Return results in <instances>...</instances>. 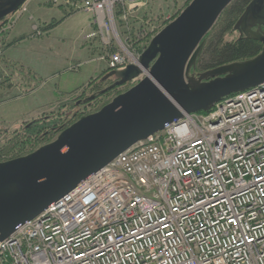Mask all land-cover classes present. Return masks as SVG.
Segmentation results:
<instances>
[{
	"label": "built area",
	"instance_id": "2783aa9c",
	"mask_svg": "<svg viewBox=\"0 0 264 264\" xmlns=\"http://www.w3.org/2000/svg\"><path fill=\"white\" fill-rule=\"evenodd\" d=\"M60 1L94 16L110 70L138 63L125 44L148 0ZM0 264H264V83L120 154L18 225Z\"/></svg>",
	"mask_w": 264,
	"mask_h": 264
},
{
	"label": "water",
	"instance_id": "95a60500",
	"mask_svg": "<svg viewBox=\"0 0 264 264\" xmlns=\"http://www.w3.org/2000/svg\"><path fill=\"white\" fill-rule=\"evenodd\" d=\"M29 0H0V23ZM235 0H193L142 50L138 63L109 70L115 82L84 100L133 86L97 112L60 129L35 151L0 162V242L39 216L120 154L184 113L209 112L224 98L264 83V0H252L234 30L259 41L256 57L196 73L206 36Z\"/></svg>",
	"mask_w": 264,
	"mask_h": 264
},
{
	"label": "rangeland",
	"instance_id": "374dc122",
	"mask_svg": "<svg viewBox=\"0 0 264 264\" xmlns=\"http://www.w3.org/2000/svg\"><path fill=\"white\" fill-rule=\"evenodd\" d=\"M192 1L148 0L132 16L131 26L139 31L142 22L148 21L151 40ZM26 5L28 11L21 17L11 15L0 23V162L35 151L46 139L35 147L18 143L40 140L46 131L53 135L54 128L74 123L84 113L88 115L86 113L99 109L134 84L113 89L90 106H76L78 101L115 81L101 80V83L99 80L89 86V81L108 67L107 59H101L106 54L100 37L88 39L89 35L97 34L92 27L95 18L83 10L60 6V0L56 3L29 0ZM144 12L147 18L140 20ZM136 18L139 21L135 22ZM222 18L223 15L214 30L219 29ZM35 25L41 28L40 36L35 32ZM118 29L123 32L119 23ZM15 37L18 38L13 40ZM238 38L240 34L234 30L225 40L232 42ZM125 45L131 54H138L130 42ZM46 116L53 120H43ZM33 123L38 124L32 126ZM54 138L55 135L52 140Z\"/></svg>",
	"mask_w": 264,
	"mask_h": 264
},
{
	"label": "trees",
	"instance_id": "16d2710c",
	"mask_svg": "<svg viewBox=\"0 0 264 264\" xmlns=\"http://www.w3.org/2000/svg\"><path fill=\"white\" fill-rule=\"evenodd\" d=\"M252 2V0H235L223 13L222 23L219 29L210 32L205 38V45L198 57L197 60V69L198 71L205 72L208 70H212L221 66L229 65L236 62H243L249 59H252L259 55L262 51V44L259 41L246 39V38H238L232 42L226 41V36L230 35L234 31V26L241 15L244 13L246 7ZM140 20H145L147 15L142 13ZM144 17V18H143ZM134 18V17H133ZM136 21H139L136 18ZM132 18H130V21ZM141 23V22H140ZM151 26L148 21L142 22L139 27V31H134V26L132 28L130 23V35H131V45L135 47V51L137 53H141L142 49L147 46V43L150 41L151 33L147 31V27ZM51 27V26H50ZM136 27V26H135ZM149 33V34H148ZM99 82V79L92 80L89 83V86H92ZM115 90V89H114ZM110 93V92H108ZM105 105V104H104ZM96 111V110H95ZM95 111H91L90 113H94ZM203 113V112H202ZM85 114V113H84ZM83 114V115H84ZM87 114V113H86ZM51 120V116H46L43 120ZM53 120V119H52ZM51 120V121H52ZM72 122H69L68 125H63V129L70 126ZM38 124V123H37ZM40 124V123H39ZM60 130H53V135H57ZM50 132L44 134L40 140H29L18 143L23 147L34 146L40 144L43 140H45L44 144L51 142L52 136ZM31 153V151L29 152ZM28 153V154H29ZM20 156H16L18 158ZM13 159V158H11Z\"/></svg>",
	"mask_w": 264,
	"mask_h": 264
},
{
	"label": "crops",
	"instance_id": "0c3cea01",
	"mask_svg": "<svg viewBox=\"0 0 264 264\" xmlns=\"http://www.w3.org/2000/svg\"><path fill=\"white\" fill-rule=\"evenodd\" d=\"M48 6H49V4H47ZM28 11V10H27ZM39 14H41V13H39ZM30 19H32V18H30ZM54 22V21H53ZM35 26H37L38 27V25H35ZM48 26V25H47ZM92 27H94L95 29H96V27L94 26V25H92ZM41 29V28H40ZM18 37H15L13 40H16ZM95 38H97V37H95ZM8 42V41H7ZM10 43H11V41H10ZM103 52L106 54V56H108V54H109V52L107 51V49L104 47V49H103ZM105 55H102V57H104ZM105 56V57H106ZM101 57V58H102ZM107 66V65H106ZM109 72V69H108V67H106V69L105 70H103L101 73H100V75H98V77H97V75H95V77H93L90 81H92V80H97V79H99V80H102V78L107 74ZM90 81H89V83H90Z\"/></svg>",
	"mask_w": 264,
	"mask_h": 264
},
{
	"label": "flooded vegetation",
	"instance_id": "af4514ba",
	"mask_svg": "<svg viewBox=\"0 0 264 264\" xmlns=\"http://www.w3.org/2000/svg\"><path fill=\"white\" fill-rule=\"evenodd\" d=\"M100 81H101V80H100ZM104 82H105V81H104ZM114 82H115V81H114ZM114 82H113V83H114ZM101 83H103V82L101 81ZM113 83H112V84H113ZM112 84H111V85H112ZM111 85H110V86H111ZM108 87H109V86H108ZM117 88H118V87H117ZM105 89H106V88H105ZM115 89H116V88H115ZM101 91H102V90H101ZM99 92H100V91H97L95 94H98ZM110 92H111V91H110ZM106 94H108V93H105L104 95H106ZM92 95H93V94H92ZM104 95H97V98H96L94 101H92L91 103L80 104L79 106H82V107L90 106V105H92L96 100H98L99 98H101V96H104ZM83 100H84V99H83ZM105 105H106V104H105ZM76 106H77V105H76ZM103 106H104V105H103ZM103 106H102V107H103ZM102 107H100L99 109H97L95 112H97L98 110H100ZM87 114H88V113H87ZM90 114H91V113H90ZM82 116H83V115H82ZM78 119H79V118H78ZM78 119H77V120H78ZM44 120H45V119H44ZM45 121H47V119H46ZM31 123H32V122H31ZM36 124H37V123H36ZM36 124L33 123V125H32V124H30V125L34 126V125H36ZM40 124H42V123H40ZM30 125H29L28 127H30ZM32 126H31V127H32ZM54 129H55V130H58V129L60 130V129H63V128L60 127V128H54ZM47 133H48V131H46L44 134H47Z\"/></svg>",
	"mask_w": 264,
	"mask_h": 264
},
{
	"label": "bare ground",
	"instance_id": "6f19581e",
	"mask_svg": "<svg viewBox=\"0 0 264 264\" xmlns=\"http://www.w3.org/2000/svg\"><path fill=\"white\" fill-rule=\"evenodd\" d=\"M237 23V22H236ZM236 25V24H235ZM45 31H46V29H45ZM47 33V32H46ZM43 34H45V33H43ZM35 35V34H34ZM40 36V35H39Z\"/></svg>",
	"mask_w": 264,
	"mask_h": 264
}]
</instances>
